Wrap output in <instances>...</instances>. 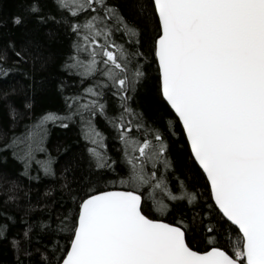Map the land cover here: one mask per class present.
I'll return each instance as SVG.
<instances>
[{
	"label": "snow or ice",
	"instance_id": "6c2138e0",
	"mask_svg": "<svg viewBox=\"0 0 264 264\" xmlns=\"http://www.w3.org/2000/svg\"><path fill=\"white\" fill-rule=\"evenodd\" d=\"M21 67L22 91L0 87V161L54 179L0 219V240L24 225L15 264H264V0H17L0 80ZM49 91L62 110L40 115ZM49 122L83 141L59 168Z\"/></svg>",
	"mask_w": 264,
	"mask_h": 264
},
{
	"label": "trees",
	"instance_id": "16d2710c",
	"mask_svg": "<svg viewBox=\"0 0 264 264\" xmlns=\"http://www.w3.org/2000/svg\"><path fill=\"white\" fill-rule=\"evenodd\" d=\"M17 10V0H0V14H8ZM17 35H19L17 33ZM23 67H21L13 75L15 79L0 80V87L12 84L18 90H23L26 77L23 76ZM63 107L62 98L56 96L52 92H42L38 95L36 111L42 115L43 111L58 112ZM101 128H103V122H100ZM17 131H23V127L17 129ZM79 141V143H77ZM109 146L113 154L117 151V144L109 140ZM83 141L79 137L78 126L69 122L67 128L63 127L60 123H48V134L46 138V146L51 151L54 157H57L58 163L56 167H61L65 160L69 159L73 155H79L81 152ZM65 145H70L68 152L59 151L63 149ZM43 153H37V156L42 158ZM0 219L3 218L4 211H7L9 216L20 217L23 216L22 209H26L28 204L35 203L37 199L43 201L46 188L52 184V177H43L42 181L29 180L27 176L23 174V168L19 161L9 156L8 162L4 163L0 161ZM35 175V170H33ZM15 183L18 185V191L15 193L17 199L15 203L7 201V195H12L8 192V189ZM49 207L53 209H59L65 211L71 207V201L67 195L61 199L59 189L52 193V203ZM34 218V217H33ZM24 225L18 219L15 220L10 228V234L8 240H0V264H15V254L10 246L12 234L22 232Z\"/></svg>",
	"mask_w": 264,
	"mask_h": 264
}]
</instances>
